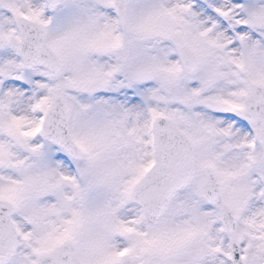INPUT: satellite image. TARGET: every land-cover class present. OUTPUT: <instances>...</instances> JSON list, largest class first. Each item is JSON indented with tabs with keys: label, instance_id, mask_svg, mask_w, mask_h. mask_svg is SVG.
<instances>
[{
	"label": "snow or ice",
	"instance_id": "snow-or-ice-1",
	"mask_svg": "<svg viewBox=\"0 0 264 264\" xmlns=\"http://www.w3.org/2000/svg\"><path fill=\"white\" fill-rule=\"evenodd\" d=\"M0 264H264V0H0Z\"/></svg>",
	"mask_w": 264,
	"mask_h": 264
}]
</instances>
